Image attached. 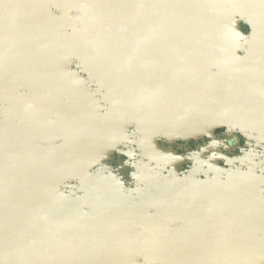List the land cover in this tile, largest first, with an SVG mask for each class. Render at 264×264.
Listing matches in <instances>:
<instances>
[{
    "label": "water",
    "instance_id": "obj_1",
    "mask_svg": "<svg viewBox=\"0 0 264 264\" xmlns=\"http://www.w3.org/2000/svg\"><path fill=\"white\" fill-rule=\"evenodd\" d=\"M236 126L264 133V0H0V264H264L262 194L159 146Z\"/></svg>",
    "mask_w": 264,
    "mask_h": 264
},
{
    "label": "flooded vegetation",
    "instance_id": "obj_2",
    "mask_svg": "<svg viewBox=\"0 0 264 264\" xmlns=\"http://www.w3.org/2000/svg\"><path fill=\"white\" fill-rule=\"evenodd\" d=\"M245 56L246 53L241 55V57ZM159 146L163 148L165 154L168 153V156H171L170 158L174 155L188 158L181 161L177 167L179 178L184 181L182 185L180 181H177L176 184L179 186L190 183L187 179L195 173L196 181L198 180V183L202 185L217 178L215 185L219 188L229 186L236 189V194H262L264 197V188H259L260 186L255 185L253 180L247 181L248 178H246L238 181L236 178L231 183L225 174L229 171H252L258 177L264 173V133L257 129L238 126L235 129L222 127L215 131L214 137L205 136L189 140L162 138ZM126 160L125 155L117 154L111 163L117 167ZM245 182L250 189H253L252 191L244 188ZM257 212L261 216L256 224L264 227V207L258 208Z\"/></svg>",
    "mask_w": 264,
    "mask_h": 264
},
{
    "label": "rangeland",
    "instance_id": "obj_3",
    "mask_svg": "<svg viewBox=\"0 0 264 264\" xmlns=\"http://www.w3.org/2000/svg\"><path fill=\"white\" fill-rule=\"evenodd\" d=\"M247 34H250V31L247 30L246 31ZM229 175H227V177L229 179H236L238 181H243L244 179L248 178L247 181H249V179L253 180L255 182V185L258 184L260 187L259 188H264V173H262L260 176L256 177L255 173H253L252 171L251 172H232V171H229ZM245 187L243 185L244 188H246V190H253L252 188L250 189L247 185V183L245 182ZM256 195V194H255Z\"/></svg>",
    "mask_w": 264,
    "mask_h": 264
}]
</instances>
